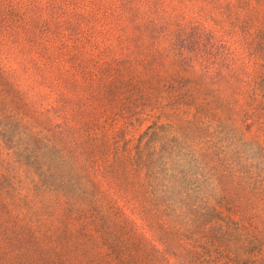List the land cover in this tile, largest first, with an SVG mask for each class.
<instances>
[{"label": "rangeland", "instance_id": "obj_1", "mask_svg": "<svg viewBox=\"0 0 264 264\" xmlns=\"http://www.w3.org/2000/svg\"><path fill=\"white\" fill-rule=\"evenodd\" d=\"M0 69V264H264V0H0Z\"/></svg>", "mask_w": 264, "mask_h": 264}, {"label": "trees", "instance_id": "obj_2", "mask_svg": "<svg viewBox=\"0 0 264 264\" xmlns=\"http://www.w3.org/2000/svg\"><path fill=\"white\" fill-rule=\"evenodd\" d=\"M2 77H3V71L0 69V80L2 79ZM234 83H237V81L236 82H226V84L220 82V83H217L216 85L220 88V90L228 91V90L236 87L235 85H229V84H234ZM249 87H252V83H248V84H245V85L240 84V90L243 93H245L246 90ZM261 87L260 86L259 87L258 86H254L252 91L254 90V92H255L257 89H259ZM232 96L234 97L235 94H233ZM75 149L76 150H75L74 154H75L76 158L79 159L81 157H86L85 155H87V154H85L84 151L81 152L79 150V148L77 147V145H75ZM142 160H143V162H142ZM82 161H84L86 163L90 162L89 158H87V157L84 160H82ZM150 163L151 162H150V159H149L148 156L145 157L143 153L137 152L136 164H137L138 167L143 164V168H144V176H145L144 177V186L149 190L148 193L151 195L152 202L156 203V208H162V207L165 206V204L167 202V198H169V197L165 198L164 196H161V194L157 193V191H156L157 188H156V185H155L156 182L153 180L154 176L156 177V174L154 172V168L151 166ZM125 172H127L128 175L132 174L131 172L127 171V167L125 169ZM145 195H147V190L145 191ZM166 208H167V211H168L167 212V216L171 217V215H170V213H171L170 210H172L171 205L167 206ZM166 262L167 263L170 262L168 258H166Z\"/></svg>", "mask_w": 264, "mask_h": 264}]
</instances>
